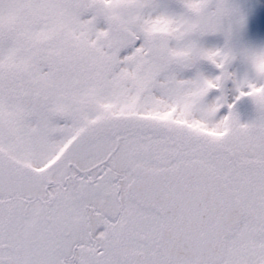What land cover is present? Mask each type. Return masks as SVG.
Returning <instances> with one entry per match:
<instances>
[{"label": "snow or ice", "instance_id": "6c2138e0", "mask_svg": "<svg viewBox=\"0 0 264 264\" xmlns=\"http://www.w3.org/2000/svg\"><path fill=\"white\" fill-rule=\"evenodd\" d=\"M0 264H264V3L0 0Z\"/></svg>", "mask_w": 264, "mask_h": 264}, {"label": "rangeland", "instance_id": "374dc122", "mask_svg": "<svg viewBox=\"0 0 264 264\" xmlns=\"http://www.w3.org/2000/svg\"><path fill=\"white\" fill-rule=\"evenodd\" d=\"M240 3H249L250 0H239ZM258 3H264L262 0H257Z\"/></svg>", "mask_w": 264, "mask_h": 264}, {"label": "flooded vegetation", "instance_id": "af4514ba", "mask_svg": "<svg viewBox=\"0 0 264 264\" xmlns=\"http://www.w3.org/2000/svg\"><path fill=\"white\" fill-rule=\"evenodd\" d=\"M264 2V0H262Z\"/></svg>", "mask_w": 264, "mask_h": 264}]
</instances>
